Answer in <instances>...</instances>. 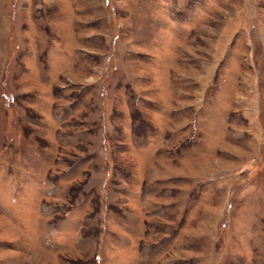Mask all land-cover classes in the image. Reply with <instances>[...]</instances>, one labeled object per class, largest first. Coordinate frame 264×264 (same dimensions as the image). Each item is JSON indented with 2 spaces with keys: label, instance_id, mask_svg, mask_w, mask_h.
I'll use <instances>...</instances> for the list:
<instances>
[{
  "label": "rangeland",
  "instance_id": "1",
  "mask_svg": "<svg viewBox=\"0 0 264 264\" xmlns=\"http://www.w3.org/2000/svg\"><path fill=\"white\" fill-rule=\"evenodd\" d=\"M0 264H264V0H0Z\"/></svg>",
  "mask_w": 264,
  "mask_h": 264
}]
</instances>
